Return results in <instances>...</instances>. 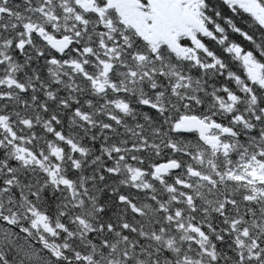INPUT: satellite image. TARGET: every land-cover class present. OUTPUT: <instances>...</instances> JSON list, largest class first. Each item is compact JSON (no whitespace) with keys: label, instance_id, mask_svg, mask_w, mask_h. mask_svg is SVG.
<instances>
[{"label":"snow or ice","instance_id":"1","mask_svg":"<svg viewBox=\"0 0 264 264\" xmlns=\"http://www.w3.org/2000/svg\"><path fill=\"white\" fill-rule=\"evenodd\" d=\"M0 264H264V0H0Z\"/></svg>","mask_w":264,"mask_h":264}]
</instances>
